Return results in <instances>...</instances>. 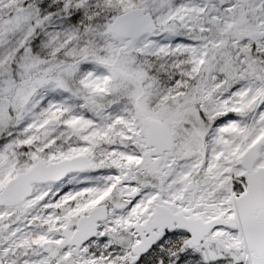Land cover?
Listing matches in <instances>:
<instances>
[{
  "label": "snow or ice",
  "instance_id": "6c2138e0",
  "mask_svg": "<svg viewBox=\"0 0 264 264\" xmlns=\"http://www.w3.org/2000/svg\"><path fill=\"white\" fill-rule=\"evenodd\" d=\"M0 264H264V0H0Z\"/></svg>",
  "mask_w": 264,
  "mask_h": 264
}]
</instances>
